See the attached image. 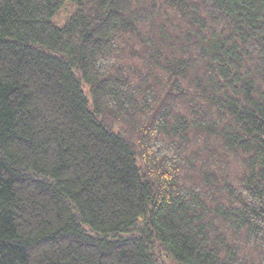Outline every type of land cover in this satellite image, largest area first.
Segmentation results:
<instances>
[{
  "label": "trees",
  "instance_id": "16d2710c",
  "mask_svg": "<svg viewBox=\"0 0 264 264\" xmlns=\"http://www.w3.org/2000/svg\"><path fill=\"white\" fill-rule=\"evenodd\" d=\"M0 264H264V0H0Z\"/></svg>",
  "mask_w": 264,
  "mask_h": 264
},
{
  "label": "rangeland",
  "instance_id": "374dc122",
  "mask_svg": "<svg viewBox=\"0 0 264 264\" xmlns=\"http://www.w3.org/2000/svg\"><path fill=\"white\" fill-rule=\"evenodd\" d=\"M54 24H56L57 26L60 25V23H58V17H55L54 20H53Z\"/></svg>",
  "mask_w": 264,
  "mask_h": 264
}]
</instances>
